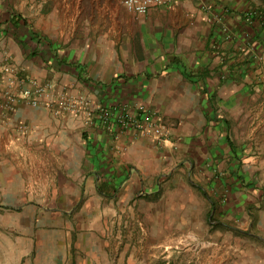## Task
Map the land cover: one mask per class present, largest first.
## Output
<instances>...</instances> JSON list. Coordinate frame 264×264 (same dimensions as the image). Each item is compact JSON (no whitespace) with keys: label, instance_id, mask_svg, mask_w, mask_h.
<instances>
[{"label":"crops","instance_id":"obj_1","mask_svg":"<svg viewBox=\"0 0 264 264\" xmlns=\"http://www.w3.org/2000/svg\"><path fill=\"white\" fill-rule=\"evenodd\" d=\"M6 56L27 86L89 102L0 113V250L15 264L37 262L42 236L61 264L67 235L71 264H102L125 227L200 226L215 208L264 255V0L144 15L120 0H0L2 83ZM123 106L161 117L169 140L121 132Z\"/></svg>","mask_w":264,"mask_h":264},{"label":"rangeland","instance_id":"obj_2","mask_svg":"<svg viewBox=\"0 0 264 264\" xmlns=\"http://www.w3.org/2000/svg\"><path fill=\"white\" fill-rule=\"evenodd\" d=\"M209 212L202 211L200 226L191 224V220H184L180 225H171L165 233L152 234L151 227L144 226L146 233L138 234L125 227L120 241L119 238L111 241L112 250L102 264H264L263 252L257 249L260 243L243 237L240 223L233 225L228 219L217 220L220 214L210 219ZM68 238V235L58 237L55 241H58V262L61 264H71L69 255L74 250L64 246V240L67 243ZM48 241L45 242V236H42L35 243L32 252L33 259L37 260L35 264H49L47 255L51 250ZM251 244L253 249L249 246ZM29 246L26 242L25 249L28 250ZM0 264H15V259H9L2 249Z\"/></svg>","mask_w":264,"mask_h":264},{"label":"built area","instance_id":"obj_3","mask_svg":"<svg viewBox=\"0 0 264 264\" xmlns=\"http://www.w3.org/2000/svg\"><path fill=\"white\" fill-rule=\"evenodd\" d=\"M180 0H120L123 7L129 12L144 15L157 5H176ZM5 57L3 74L5 82H0V113L9 114L21 105L38 107L42 104L53 108L56 114L69 111H77L80 106H88L86 98H75L68 93L58 92L54 83L34 82L27 86L24 80L15 78L17 71L8 63ZM103 117H109V111H103ZM116 123L122 131H134L144 137L153 139L162 144L169 140L170 129L159 116H144L137 110H131L125 106L121 108L116 116Z\"/></svg>","mask_w":264,"mask_h":264},{"label":"trees","instance_id":"obj_4","mask_svg":"<svg viewBox=\"0 0 264 264\" xmlns=\"http://www.w3.org/2000/svg\"><path fill=\"white\" fill-rule=\"evenodd\" d=\"M214 205H215V204H214ZM215 209H216V208H215ZM215 209L212 210V211H213V212H212L213 214H212V216H211L212 219L214 218V213H215V211H216Z\"/></svg>","mask_w":264,"mask_h":264}]
</instances>
